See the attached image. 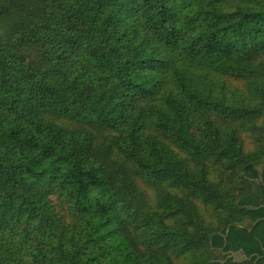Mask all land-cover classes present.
I'll list each match as a JSON object with an SVG mask.
<instances>
[{
    "label": "trees",
    "instance_id": "obj_1",
    "mask_svg": "<svg viewBox=\"0 0 264 264\" xmlns=\"http://www.w3.org/2000/svg\"><path fill=\"white\" fill-rule=\"evenodd\" d=\"M0 264H264V0H0Z\"/></svg>",
    "mask_w": 264,
    "mask_h": 264
},
{
    "label": "rangeland",
    "instance_id": "obj_2",
    "mask_svg": "<svg viewBox=\"0 0 264 264\" xmlns=\"http://www.w3.org/2000/svg\"><path fill=\"white\" fill-rule=\"evenodd\" d=\"M55 202H56V200H55Z\"/></svg>",
    "mask_w": 264,
    "mask_h": 264
}]
</instances>
